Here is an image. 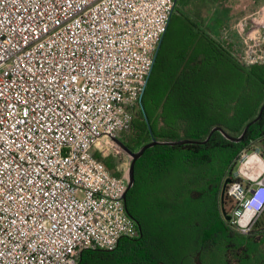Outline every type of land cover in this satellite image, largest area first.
I'll return each mask as SVG.
<instances>
[{"label": "built area", "instance_id": "built-area-1", "mask_svg": "<svg viewBox=\"0 0 264 264\" xmlns=\"http://www.w3.org/2000/svg\"><path fill=\"white\" fill-rule=\"evenodd\" d=\"M175 0H0V264H77L140 230L126 209V153ZM242 62L264 64V8ZM226 193L249 234L264 213V155L243 152Z\"/></svg>", "mask_w": 264, "mask_h": 264}, {"label": "trees", "instance_id": "trees-1", "mask_svg": "<svg viewBox=\"0 0 264 264\" xmlns=\"http://www.w3.org/2000/svg\"><path fill=\"white\" fill-rule=\"evenodd\" d=\"M263 105L264 64L246 66L175 7L139 110L118 140L130 151L153 140L198 143L147 149L125 201L140 236L112 251L84 250L77 264H264V223L244 235L221 210L223 184L241 154L260 148L264 155V110L240 142L211 134L220 128L239 138ZM97 158L121 176L112 158ZM224 207L228 214L235 207L227 193Z\"/></svg>", "mask_w": 264, "mask_h": 264}, {"label": "crops", "instance_id": "crops-1", "mask_svg": "<svg viewBox=\"0 0 264 264\" xmlns=\"http://www.w3.org/2000/svg\"><path fill=\"white\" fill-rule=\"evenodd\" d=\"M261 8H264V0H229L223 17L215 22L206 21L203 26L215 40L231 46L234 55L242 61L245 37L258 33L252 30Z\"/></svg>", "mask_w": 264, "mask_h": 264}, {"label": "rangeland", "instance_id": "rangeland-1", "mask_svg": "<svg viewBox=\"0 0 264 264\" xmlns=\"http://www.w3.org/2000/svg\"><path fill=\"white\" fill-rule=\"evenodd\" d=\"M226 3H229V0H177L176 7L178 11L193 19L205 30L204 22H215L217 18L223 17ZM137 108L138 106L135 108L134 117L139 110ZM104 158H112L114 160L116 164L115 172L120 173L121 176L129 172L131 157L127 153L120 155L109 154ZM239 166L240 159L232 168V174L236 173ZM259 221L264 223V213L259 218Z\"/></svg>", "mask_w": 264, "mask_h": 264}, {"label": "water", "instance_id": "water-1", "mask_svg": "<svg viewBox=\"0 0 264 264\" xmlns=\"http://www.w3.org/2000/svg\"><path fill=\"white\" fill-rule=\"evenodd\" d=\"M175 3H177V0H175ZM264 110V105L263 107L261 108L260 110V113L258 115V117L253 120L250 124H248L243 132V134L239 137V138H233L231 136H229L228 134H226L225 132H223L220 128H214L212 131H211V134L218 131V132H222V134L224 135V137L230 141H234V142H240L242 139H243V136L245 135L247 129L249 128V126L251 124H253L255 121H257L260 117H261V114ZM210 134V135H211ZM209 135V137H210ZM208 137V139H209ZM207 139V140H208ZM117 143H119L123 149L125 150V152L131 157V162H130V167H129V182H128V187H127V190H126V193L124 195V201H126V195H127V192L129 191V189L132 187L133 183H134V164L135 162L143 155V153L149 149L150 147H153L154 145H157V144H168V145H172V146H175V145H185V144H194V143H198V142H195V141H192V140H178V141H173V142H158L156 140H153L151 143H148L146 145H144L142 148H140L138 151H130L128 149H126L118 139L115 140ZM204 143V142H203ZM232 179L231 178H227L223 184V187H222V192H221V210H222V214H223V217L224 219L227 221V222H230L231 220V215L228 214L225 210V207H224V200H225V194H226V190L228 188V186L232 183Z\"/></svg>", "mask_w": 264, "mask_h": 264}]
</instances>
